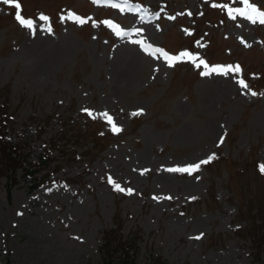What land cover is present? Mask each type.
<instances>
[{
	"label": "rangeland",
	"instance_id": "374dc122",
	"mask_svg": "<svg viewBox=\"0 0 264 264\" xmlns=\"http://www.w3.org/2000/svg\"><path fill=\"white\" fill-rule=\"evenodd\" d=\"M130 1L19 0L34 32L0 4V133L25 160L0 165V264H104L112 230L134 264H264V25L239 0Z\"/></svg>",
	"mask_w": 264,
	"mask_h": 264
},
{
	"label": "snow or ice",
	"instance_id": "6c2138e0",
	"mask_svg": "<svg viewBox=\"0 0 264 264\" xmlns=\"http://www.w3.org/2000/svg\"><path fill=\"white\" fill-rule=\"evenodd\" d=\"M94 3H100L101 0H93ZM105 3H109V0H104ZM239 2L243 5H246L247 7L245 8L244 11H240L239 9L236 10L237 14L240 16H243L245 19L249 20L252 23H260L264 25V10H258L252 3L251 0H239ZM0 4L7 5L9 7L15 8L17 11L15 13V18L18 21V23L22 26L25 27L31 31H35V23L31 19H26L21 15V4L19 3V0H0ZM123 5V6H121ZM110 6L112 8H119L121 12L125 10V7H129L128 0H121V4L117 3H111ZM215 7L216 5L213 4ZM228 11L231 13L232 9H228ZM70 18L74 19L77 23H86L87 21L80 19L79 17H75L74 15H70ZM39 19L41 20H47V17L41 16ZM117 35H122V33L117 32ZM159 51V50H158ZM184 55H190L185 53ZM199 65H203V67L207 68L208 65L204 63L203 60L199 61ZM198 65V66H199ZM213 72H217L218 74H226L229 71H234V72H239L240 68L239 66H236L235 68H227L223 72L218 71L216 68L212 69ZM203 75H209V72H203ZM240 84L242 87L247 88L248 86L244 83V81H240ZM252 95H256V93H252ZM88 112V114L91 116L92 113L88 110H85ZM107 116V114H104ZM108 122L113 125V130L114 131H119L118 128H116L115 124L111 120V118H108ZM214 159V155L210 156L208 159L200 161L197 164L194 165H189L183 168H170L167 171L169 172H180V173H188L192 174L195 171H198L200 169V166L202 164H207L210 162V160ZM260 171L264 173V165L259 166ZM109 183H111L114 187L115 190L117 191H125V189L121 188L118 183H116L111 177H109ZM128 194H131V190H127ZM155 198V197H154ZM168 199H171V197H167Z\"/></svg>",
	"mask_w": 264,
	"mask_h": 264
},
{
	"label": "trees",
	"instance_id": "16d2710c",
	"mask_svg": "<svg viewBox=\"0 0 264 264\" xmlns=\"http://www.w3.org/2000/svg\"><path fill=\"white\" fill-rule=\"evenodd\" d=\"M22 147L20 145H15L11 143L5 142L0 137V165L2 168H14L17 164V158L20 157V152L22 151ZM41 165H46V160L42 157L40 160ZM48 166V165H47ZM46 167H42V169H46ZM33 174V173H32ZM118 231L112 230L104 233V244L101 248V252L103 255L104 264H114L112 257L116 253H123L122 263L133 264L134 258L133 255L129 254L130 249L132 248V243L130 241H120L118 238ZM134 254H135V250ZM152 264H162L157 261H153Z\"/></svg>",
	"mask_w": 264,
	"mask_h": 264
},
{
	"label": "bare ground",
	"instance_id": "6f19581e",
	"mask_svg": "<svg viewBox=\"0 0 264 264\" xmlns=\"http://www.w3.org/2000/svg\"><path fill=\"white\" fill-rule=\"evenodd\" d=\"M124 41H129L128 39L124 40Z\"/></svg>",
	"mask_w": 264,
	"mask_h": 264
}]
</instances>
